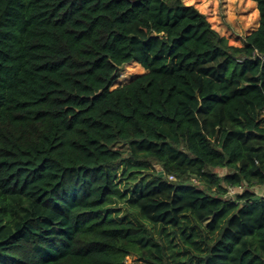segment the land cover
<instances>
[{"label": "trees", "instance_id": "trees-1", "mask_svg": "<svg viewBox=\"0 0 264 264\" xmlns=\"http://www.w3.org/2000/svg\"><path fill=\"white\" fill-rule=\"evenodd\" d=\"M248 1L259 26L236 46L182 0H0V264H264ZM128 64L144 73L121 79ZM120 166L153 169L125 222L106 207Z\"/></svg>", "mask_w": 264, "mask_h": 264}, {"label": "rangeland", "instance_id": "rangeland-1", "mask_svg": "<svg viewBox=\"0 0 264 264\" xmlns=\"http://www.w3.org/2000/svg\"><path fill=\"white\" fill-rule=\"evenodd\" d=\"M185 5H192L201 13L205 14L212 28L219 32L221 36L228 39L229 44L240 46L241 40L254 32L259 26V13L257 5L248 0H182ZM139 65L128 64L121 68V79L130 80L143 74L139 72ZM128 80V82L130 81ZM126 83V82H125ZM111 88H114L112 86ZM156 172H160V167L154 165ZM151 168H138L135 166H120L115 173L114 183L120 196H114L106 206L108 214L119 221L132 220L127 210H132L130 202L142 184L150 179L148 175ZM222 176L226 170H213ZM242 188H229L224 197L233 199L237 194L245 190ZM259 196H264V185L251 188ZM191 224L188 223V226ZM205 225V224H204ZM150 227V226H149ZM150 228L158 231V226ZM169 240L172 242L173 252L177 256L179 263L185 262L188 254L184 250L185 244L181 241L182 234L176 228L166 230ZM176 235H175V233ZM168 246V244H166ZM168 255H171L167 252ZM130 261V258H127Z\"/></svg>", "mask_w": 264, "mask_h": 264}, {"label": "built area", "instance_id": "built-area-1", "mask_svg": "<svg viewBox=\"0 0 264 264\" xmlns=\"http://www.w3.org/2000/svg\"><path fill=\"white\" fill-rule=\"evenodd\" d=\"M170 180H173L174 178L172 176L169 177Z\"/></svg>", "mask_w": 264, "mask_h": 264}]
</instances>
